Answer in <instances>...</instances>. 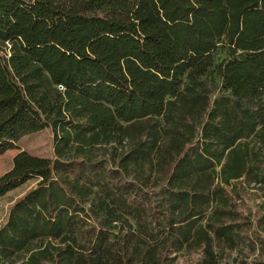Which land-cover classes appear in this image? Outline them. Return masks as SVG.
I'll list each match as a JSON object with an SVG mask.
<instances>
[{
  "label": "trees",
  "instance_id": "16d2710c",
  "mask_svg": "<svg viewBox=\"0 0 264 264\" xmlns=\"http://www.w3.org/2000/svg\"><path fill=\"white\" fill-rule=\"evenodd\" d=\"M47 129L0 264H264V0H0V156Z\"/></svg>",
  "mask_w": 264,
  "mask_h": 264
},
{
  "label": "rangeland",
  "instance_id": "374dc122",
  "mask_svg": "<svg viewBox=\"0 0 264 264\" xmlns=\"http://www.w3.org/2000/svg\"><path fill=\"white\" fill-rule=\"evenodd\" d=\"M219 57L221 59L224 58V53L220 51ZM21 151H26L31 155L42 158H52L54 156V147L51 131L47 129L43 132L27 136L18 143L17 149L0 156V177L12 169L13 159ZM36 184L37 181L35 179L29 180L0 198V229L7 223L14 204L35 187ZM245 207L246 210L250 209L260 217L264 213V194L261 191H253L246 197Z\"/></svg>",
  "mask_w": 264,
  "mask_h": 264
}]
</instances>
